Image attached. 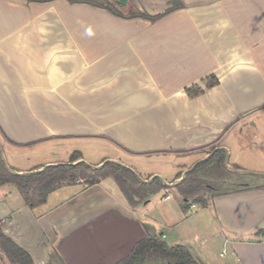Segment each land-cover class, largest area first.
<instances>
[{"label": "crops", "instance_id": "crops-1", "mask_svg": "<svg viewBox=\"0 0 264 264\" xmlns=\"http://www.w3.org/2000/svg\"><path fill=\"white\" fill-rule=\"evenodd\" d=\"M158 1L147 14L120 17L86 2L0 0L6 164L27 174L80 152L87 165L112 161L168 187L133 206L111 178L75 183L22 209L34 211L61 264H115L149 236L173 238L203 260L187 246L203 232L223 243L229 264H264V0H181L153 21L171 8ZM211 77L218 84L209 88ZM196 86L203 93L191 97ZM213 147L249 184L192 208L177 186ZM10 186L0 188V212L10 214L1 229L35 264H51L45 244L37 250L21 235ZM154 207L158 219L149 218ZM199 209L206 224L189 223ZM0 264H11L1 251Z\"/></svg>", "mask_w": 264, "mask_h": 264}, {"label": "trees", "instance_id": "trees-1", "mask_svg": "<svg viewBox=\"0 0 264 264\" xmlns=\"http://www.w3.org/2000/svg\"><path fill=\"white\" fill-rule=\"evenodd\" d=\"M70 1L102 6L90 1ZM169 4L171 8L164 14L156 17L143 16L149 17L154 21L172 11L183 8L181 0H169ZM103 6L117 16H124L111 3ZM129 15L135 16L136 14ZM217 84L218 81L211 77L208 87L212 88ZM187 92L191 97H197L203 93V90L196 86L188 89ZM227 162V152L221 149L216 150L207 160L198 163L186 174L185 179L177 186L178 194L186 200H191L193 202L192 205L199 204L203 207L206 206L209 200L207 194H212L210 199L225 195L214 194V188L210 187L202 179V175L210 172H216L220 175L224 174L228 167ZM109 178L117 183L129 203L133 206L139 203L137 201L144 200L150 195L168 189L160 178H155L151 183L146 184L136 172L112 161H107L101 166L87 165L82 162V154L80 152H74L69 163L35 169L27 174H18L6 164L0 149V188L10 184L17 186L26 206L30 209L45 205L49 196L64 186L82 183L86 187H92ZM259 233H264V230ZM0 251L6 255L11 264H35L32 256L8 237L1 228ZM153 258L166 260L173 264H200L188 247L182 245L169 246L156 236H149L147 239L139 241L127 258L115 264H147Z\"/></svg>", "mask_w": 264, "mask_h": 264}, {"label": "rangeland", "instance_id": "rangeland-1", "mask_svg": "<svg viewBox=\"0 0 264 264\" xmlns=\"http://www.w3.org/2000/svg\"><path fill=\"white\" fill-rule=\"evenodd\" d=\"M100 2H103V4L111 3L118 10H120L121 13L124 15L129 14H147V11L151 8H155L158 6V0H100ZM129 4L127 5V3ZM157 2V3H156ZM216 147H213L211 149L212 154L216 151ZM244 176L241 174H238L237 172L233 171L229 166L226 168L224 174H218L216 172H210L202 175V179L210 185V187L214 188V194H226L231 192H236L241 190L243 187H247L249 182H246L244 180ZM250 186V185H249ZM10 189L13 190V204H9V208L13 209V211L20 210V213L18 214V218L20 220V233L23 236V238L26 241H30L33 245L36 246L37 250H40L41 247L39 246L41 243L45 244V249L47 253L41 254V257L44 258L46 261H50L51 264H61L59 257L57 253L54 251V246H51L44 238L42 232L38 229V227L32 223L31 216L34 214V211H30L29 209H26V211H23L22 208H24L25 202L23 201L21 195H18L17 188L15 186H10ZM176 194V193H175ZM211 193L207 194V198H211ZM18 198L19 201L16 202V199ZM209 201V200H208ZM157 202H153L150 207L155 205ZM173 204V203H172ZM164 206V205H163ZM149 218L151 219H158L161 217L160 208L154 207L153 209H150ZM7 215L10 214H3L0 212V217L5 218ZM192 215V216H191ZM195 216V217H194ZM203 216H205L206 219H201ZM188 217H194L193 219L189 218V223L198 222L201 224H206V221H208V214L202 209H199V211H195L189 213ZM199 217L200 219H198ZM205 220V221H204ZM203 221V222H202ZM187 226V225H186ZM185 226V227H186ZM184 227V228H185ZM1 228V227H0ZM158 230H163L162 228H158ZM167 231V230H166ZM170 234V232H169ZM208 235V234H207ZM203 232L198 236L197 244L194 246H191L190 244L187 245L189 247H192L194 249L196 256L203 257V260H199L198 262L200 264H229L231 261L230 257H226L228 254V250L223 246V243L216 240L209 239V235L207 236ZM212 238V237H211ZM165 243H167L169 246L173 243V238L169 240H163ZM40 247V248H38ZM66 264V263H65ZM147 264H173L166 260L162 259H150Z\"/></svg>", "mask_w": 264, "mask_h": 264}, {"label": "built area", "instance_id": "built-area-1", "mask_svg": "<svg viewBox=\"0 0 264 264\" xmlns=\"http://www.w3.org/2000/svg\"><path fill=\"white\" fill-rule=\"evenodd\" d=\"M167 199H171V196H168ZM197 205L193 204L192 208H196Z\"/></svg>", "mask_w": 264, "mask_h": 264}]
</instances>
